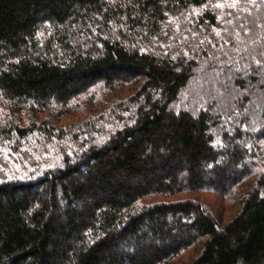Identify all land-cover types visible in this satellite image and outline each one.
Returning a JSON list of instances; mask_svg holds the SVG:
<instances>
[{
    "label": "trees",
    "instance_id": "1",
    "mask_svg": "<svg viewBox=\"0 0 264 264\" xmlns=\"http://www.w3.org/2000/svg\"><path fill=\"white\" fill-rule=\"evenodd\" d=\"M0 264H264V0H0Z\"/></svg>",
    "mask_w": 264,
    "mask_h": 264
},
{
    "label": "rangeland",
    "instance_id": "2",
    "mask_svg": "<svg viewBox=\"0 0 264 264\" xmlns=\"http://www.w3.org/2000/svg\"><path fill=\"white\" fill-rule=\"evenodd\" d=\"M91 93H93V92H91ZM83 102V101H82ZM83 107V106H82ZM69 116H71V117H84L85 116V113H82V114H79V111H72L67 117H69ZM68 119H70V118H68ZM64 122H66V119L65 120H63ZM210 198H212V199H216L217 197H210Z\"/></svg>",
    "mask_w": 264,
    "mask_h": 264
}]
</instances>
